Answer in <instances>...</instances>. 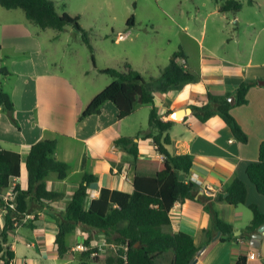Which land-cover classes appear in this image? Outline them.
<instances>
[{"label": "crops", "instance_id": "obj_1", "mask_svg": "<svg viewBox=\"0 0 264 264\" xmlns=\"http://www.w3.org/2000/svg\"><path fill=\"white\" fill-rule=\"evenodd\" d=\"M19 25H22L20 29L29 36L30 43H26L29 46L26 44L22 46V42L17 43V49L23 50L27 57L20 67L22 71L17 70L19 74L17 85L8 92L14 103L13 115L18 125L13 124L8 115L0 114V146L17 151L22 156L21 176L14 178L12 185L20 184L23 188L27 187L26 157L31 145L41 139H55L56 157L68 163L70 168L65 179H60L56 172H51L46 177L48 190L65 195L62 200L50 202L54 210H66L85 173L98 177V180L88 187L91 198L98 197L104 187L132 193L135 176L151 174L136 171L132 164V157L122 146L114 143L115 139L120 136L133 137L138 142L141 157L163 159L156 150L152 138L145 137L147 133H154L150 126L143 133L140 126H136V130L133 127L132 132L128 130L131 124L127 122V119L138 110H142L144 105L137 103L133 113L124 119L118 118L117 109V120H114V118L106 117L107 111L111 112L113 108L110 105L112 102L107 101L101 107L99 114L82 119L83 111L102 90L94 93L87 92L85 95L88 97L83 100L82 92H78V87L74 84L80 81V78L76 77L73 78L74 83L70 84L74 90L72 99L79 104L78 112H74L76 113L74 119L70 121L68 119L69 111L67 110L73 107L71 102L60 104L61 108L57 109L60 118L56 120L44 118L43 114L50 110V105L44 97L42 101L39 98L38 79L60 76L57 68L59 63L50 61L38 31L33 30V33L28 31L29 25L24 21H20L18 27ZM11 29L8 31L10 34L8 38L14 39L12 44L16 45V39L20 33L14 37L18 30L14 31V27ZM183 34L186 39L180 46L184 55L182 58L187 62L186 69L193 73L197 80L174 85L166 93L154 92L155 105L160 118L164 121H174L171 129L165 132L171 138L167 148L172 154L189 153L193 156L190 173L181 174V179L197 183L200 192L217 193L239 177L246 183L247 198L245 203L237 206L230 205L226 201L215 203V209L220 217L225 221H231L235 232L241 231L235 234L238 237L231 241H223L219 231H216L210 241H207L205 230L212 226L211 215L202 203L192 199L174 204L170 210L171 225L167 230L185 232L193 236L198 250L192 264H242L240 259L244 256L245 264H264V233L255 239L254 243L252 234L244 233V228L253 219L250 206L255 204L264 212V195L258 192L246 173L248 165L259 159L260 144L264 140V70L259 67L264 62L249 60L246 64H241L231 55V52L221 56L215 47L205 45V34L201 38L186 30ZM194 44H196V52L192 50ZM226 45L228 48L231 43L227 40ZM168 63L169 61L160 62L157 68L132 65L144 77H149L157 76L160 68ZM253 64L259 66H249ZM79 73L80 77L85 79L89 76L90 70L79 71ZM246 79L257 80V84L250 87L248 91V103L234 105L231 108V113L248 135V141L242 143L232 134L230 127L219 115L203 123L193 114L191 105L207 103L210 93L225 96L228 99L234 97L236 89ZM41 88L45 92V86ZM66 106L68 109L64 110ZM148 106L151 111V106ZM0 107L2 111L3 108L1 105ZM135 133L139 135V138ZM5 213L6 210L0 208V231L5 223ZM33 214L35 215L36 212ZM31 222L34 227L21 224L9 235L8 245L15 252L13 264H76L75 253L84 250L81 246L89 236L92 238L91 246L100 249L99 256L102 261L109 251L116 248L114 244L106 241L103 232H89L77 228L67 237L70 250L60 256L55 242L59 228L51 215L39 210L37 218ZM250 253L254 256L249 257ZM173 259V251L164 252L158 255L157 264H172Z\"/></svg>", "mask_w": 264, "mask_h": 264}, {"label": "trees", "instance_id": "obj_2", "mask_svg": "<svg viewBox=\"0 0 264 264\" xmlns=\"http://www.w3.org/2000/svg\"><path fill=\"white\" fill-rule=\"evenodd\" d=\"M253 4L254 0H247ZM219 2V1H218ZM0 5L7 9L21 8L27 19L42 29L54 28L64 30L72 25L82 37V40L92 50L93 46L89 32L80 24L79 16L67 12L60 13L53 0H0ZM243 6L240 0H224L219 11H239ZM134 16L127 21V26L134 25ZM128 31L124 30L122 34ZM1 49V45H0ZM184 57L181 49L175 51L169 63L160 68L157 76L144 77L129 62L121 68L102 69L114 80L100 91L83 111L81 118L99 114L102 105L113 102L118 109V118L130 116L137 103L150 105L149 126L153 132L145 137L152 138L156 150L163 159L141 157L138 142L133 137L120 136L115 139L116 145L122 146L132 157L136 171L149 172L151 175H136L133 180L132 193L104 187L100 195L91 198L88 187L98 180L93 174L85 173L78 188L72 195L65 211H56L50 202L62 200L64 193L47 189L46 177L56 172L60 179H65L70 165L56 157L57 142L55 139H41L31 145L26 157L28 172L27 187L20 184L12 185L14 178L21 176L22 156L19 152L4 149L0 146V208L6 210L5 223L0 231L1 264H13L15 252L8 245L10 233L20 224L34 227L32 222L23 223V218L29 214L44 211L51 215L58 225L59 231L55 242L60 256L70 250L67 243L68 235L77 228L89 232H103L106 241L115 245V249L107 253L104 261L99 256V248L91 246V236L85 239L87 249L75 253L76 264H157L158 255L173 251L172 264H192L198 248L194 238L185 232H171L170 210L178 201L186 199L197 200L210 213L212 226L205 230L206 239L210 241L216 231L222 234L223 241L237 238L233 223L223 220L215 209V203L226 201L237 206L246 202V183L236 177L224 190L214 196L200 192V187L192 180L181 179V174H189L193 165V156L189 153L172 154L167 145L171 143L169 134L174 121H164L160 118L155 105L154 92L166 93L170 87L194 82L197 77L180 65L179 59ZM7 72V70H4ZM257 80H243L234 93L235 103L228 97L209 94V100L202 105H191L193 114L206 122L211 117L219 115L230 127L232 134L242 143L248 141L247 133L242 129L231 108L234 105L248 103L247 94ZM155 88V90L153 89ZM0 105L7 111L11 120L14 117V103L8 92L0 86ZM139 138V135H137ZM248 178L254 183L259 193L264 195V140L260 144L259 159L248 165ZM12 189L14 207L3 199L8 189ZM253 212L251 223L244 228V233L251 235L264 224V212L257 205L250 206ZM245 264L246 257L240 259Z\"/></svg>", "mask_w": 264, "mask_h": 264}, {"label": "rangeland", "instance_id": "obj_3", "mask_svg": "<svg viewBox=\"0 0 264 264\" xmlns=\"http://www.w3.org/2000/svg\"><path fill=\"white\" fill-rule=\"evenodd\" d=\"M53 1L58 12L80 17L81 26L90 34L92 50L72 25H67L62 31L42 29L27 20L23 9H7L0 5V44L3 45V49H0V86L5 92H10L17 85V70H21L27 57L23 50L17 49V43L22 42V46L30 43L29 36L20 29L22 25L18 27L20 21L29 25L27 30L31 33L33 30L40 33L41 43L46 48L50 61L59 63L57 68L60 76L38 79L39 98L42 101L44 97L50 105V110L43 114L46 119L60 118L57 109L61 108L62 102L73 104L71 110L67 106L64 110L69 111V121L74 119V112H78L79 104L72 99L74 90L70 84L74 83L73 78H80L74 84L85 100L87 92L103 90L114 80L112 75L101 71L103 68H121L125 62L134 66L157 68L160 62L170 61L172 54L185 43V30L198 38L205 34V45L215 47L221 56L231 52L241 64H246L249 60L264 62V0H254L253 4L240 0L242 8L228 12L219 11L224 0ZM131 16H134L135 22L128 27L127 21ZM11 27H14V31L18 30L14 37L20 33L16 45L12 44L14 39L8 38ZM127 29V33L122 34ZM227 40L231 43L228 48ZM195 47L196 44L192 47L193 52H196ZM259 67L264 70V63ZM86 68L90 73L83 79L79 71L87 70ZM43 85L45 92L41 88ZM110 105L113 108L111 112L107 111L106 117L117 120V108L113 102ZM0 114H6L11 119L4 109ZM149 114L148 105L132 114L127 119L131 124L128 130L132 132L133 127L136 130V126L141 127L142 133L148 130ZM12 123L18 125L13 121Z\"/></svg>", "mask_w": 264, "mask_h": 264}, {"label": "built area", "instance_id": "obj_4", "mask_svg": "<svg viewBox=\"0 0 264 264\" xmlns=\"http://www.w3.org/2000/svg\"><path fill=\"white\" fill-rule=\"evenodd\" d=\"M178 61H179L180 65H182L183 67L186 68V66H187V62H186L185 59L180 58ZM206 193H207V195H211V196H214V195L216 194V193L211 192V191H206ZM3 199H4L6 202L10 203V205H11L12 207H14L15 204H14V202H13V192H12V189H11V188L8 189L7 192L4 194ZM34 219H35V215H34L33 213H29V214H27V215L23 218L22 222H23V223H25V222H31V221L34 220ZM81 248L87 249V247H86L85 245H82ZM99 250H100V249H99ZM253 256H254L253 253H250V254H249V257H253Z\"/></svg>", "mask_w": 264, "mask_h": 264}, {"label": "water", "instance_id": "obj_5", "mask_svg": "<svg viewBox=\"0 0 264 264\" xmlns=\"http://www.w3.org/2000/svg\"><path fill=\"white\" fill-rule=\"evenodd\" d=\"M229 101L233 104L235 101V97H230ZM189 110H191V109H189ZM240 232H241L240 230L236 231L235 234L237 235ZM263 233H264V224L258 228V232L252 234V238H253L252 242L254 243V240L259 238Z\"/></svg>", "mask_w": 264, "mask_h": 264}]
</instances>
